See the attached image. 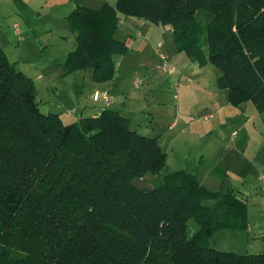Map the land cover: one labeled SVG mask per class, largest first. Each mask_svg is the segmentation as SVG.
<instances>
[{
  "label": "trees",
  "instance_id": "trees-1",
  "mask_svg": "<svg viewBox=\"0 0 264 264\" xmlns=\"http://www.w3.org/2000/svg\"><path fill=\"white\" fill-rule=\"evenodd\" d=\"M207 2L76 7L67 15L77 31L67 67H92L96 80L112 77V55L128 50L113 35L120 12L169 25L178 50L219 69L217 86L227 89L230 103L250 100L264 110V0ZM197 9L212 14L206 27ZM166 158L157 136L130 129V118L116 109L69 123L58 112L43 113L32 79L0 47V264H264V252L202 243L215 225L246 228V205L233 191L207 189L184 170L167 173L152 190L132 185L158 173ZM213 163L211 173L224 178L225 166ZM190 218L202 225L188 238ZM119 236L134 247L126 254ZM17 248L27 255L16 258Z\"/></svg>",
  "mask_w": 264,
  "mask_h": 264
},
{
  "label": "rangeland",
  "instance_id": "rangeland-1",
  "mask_svg": "<svg viewBox=\"0 0 264 264\" xmlns=\"http://www.w3.org/2000/svg\"><path fill=\"white\" fill-rule=\"evenodd\" d=\"M11 1L14 2L12 6L9 4ZM100 1L90 0L88 3L90 7L92 4L101 6ZM202 1L208 3V0ZM9 2L0 4V47L14 68L32 79L40 110L43 113L58 112L64 123L76 121L82 116H89L91 114L90 100L81 105H78V102L89 97L91 89L87 83L90 76H87L85 81L86 94H82L76 91L74 81L80 80L82 76L76 71L83 68L69 65L72 68L69 70L66 64L67 54L76 45L77 31L71 28L67 16L65 17L70 11L71 4L64 3V0L55 6L48 0H20L18 4H15L16 0H9ZM72 2V7H75L76 2ZM111 2L115 3L116 0ZM190 2L195 4L197 0H190ZM104 3L111 5L109 2ZM225 8L228 9L227 6H218L217 9L223 11ZM195 14L203 27L212 20V14L206 10L197 9ZM14 21L18 24L20 34L15 32ZM168 34L172 36L171 32ZM136 55L138 54L129 53L126 57L130 59L129 61H133L131 59H136ZM157 57L146 48L140 49L139 61H133L130 64L133 66L126 69L127 74L122 82L126 93L122 94L117 101L121 104L126 97L121 114L130 118V129H136L148 136H157L161 149L167 154L165 166L156 174L147 172L143 178L154 186H158L162 184L164 175L169 172L184 170L192 174L198 171V159L203 158L205 163L206 161L213 163L216 160L221 162V158L226 154V160L230 164L229 174L222 180L218 175V177L206 175L201 183L222 193L231 187H249L256 183L258 186L257 176L255 179V175L253 177L247 173L245 164H240L241 162L238 161L241 159L240 155H243L240 149L241 142H245V146L248 147L245 149V156L253 154L259 137L264 136L262 131H259L252 122L242 124L244 116L236 114L231 107L228 109L223 107L220 103L218 105L219 108L221 107L220 113L213 120L212 117L209 121L205 118L204 120L205 110L201 104L210 99L212 92L201 86L203 79L193 80L191 74L195 71L190 67L181 73L166 70L171 73H168L169 76L167 72L155 70L153 68L161 63L159 54ZM196 62L200 65L199 60ZM208 65L212 70L203 69V71L207 73V79L210 80V74L214 77V73L218 74L220 71L215 65L209 63ZM37 75L42 77L37 79ZM133 78L139 79L140 84L133 85L131 83ZM195 80L200 81L195 82ZM74 104L78 108L77 111L69 110ZM85 105L88 109L82 111ZM211 111L213 112L212 109ZM211 120L214 123H211ZM260 121L258 119L257 124H260ZM232 130H235L237 134H230ZM259 150L261 152L262 148L259 147ZM259 174H264V170H261ZM201 225L195 218H190L187 222L186 236L191 237ZM244 229L230 224H218L212 228L211 234L206 236L202 243L211 248L238 254L253 253L255 251L251 242L255 238H248ZM256 240L264 241L262 238H256ZM115 241L118 249H125V254L134 248L123 236L116 237ZM23 242L26 244L25 240ZM11 254L17 258L24 257L27 252L17 248L12 249Z\"/></svg>",
  "mask_w": 264,
  "mask_h": 264
},
{
  "label": "crops",
  "instance_id": "crops-1",
  "mask_svg": "<svg viewBox=\"0 0 264 264\" xmlns=\"http://www.w3.org/2000/svg\"><path fill=\"white\" fill-rule=\"evenodd\" d=\"M5 1L9 2V0H5ZM5 1H0V4L1 3L7 4ZM48 1H51V3L54 6L61 3V0H48ZM72 1L76 2L74 3L75 7L74 6L72 7V3H73ZM19 2L20 0H16L15 4H18ZM88 2H90V0H86V1L64 0V3L71 4L70 11L65 15V17L69 15L76 7H87L94 9L100 7V4H96V5L92 4V7H90V4ZM104 2H109L111 3V5L115 4L112 3L111 0H101L100 1L101 5ZM9 4L10 6H12L14 2L11 1L9 2ZM14 24H17V22L14 21ZM168 32H171V27L169 25L155 24L142 18H138L130 15L126 16L118 12L117 25H116V29L113 32V35L115 38L123 40L127 44L128 50L124 54L112 55L114 70L111 78L105 80H96L92 67H86L76 71L78 75L82 76L79 81L78 80L74 81V87L76 88V91H79L82 94H86V92L84 91H86V87L88 85L90 86L91 89L89 92V97H87L86 99L83 98L80 102H78V105L79 104L81 105L83 102L87 103V100L88 101L90 100L89 102V104H91V107H89V111L91 113L90 115L99 114L105 107L116 109L120 113H123L121 110L124 108L125 105L124 101L126 97L124 98V100H122L121 104L117 103V101L122 94L126 93V89L124 88V86H122L123 79H125L127 74L126 69L131 68V66H133L130 65L132 64L133 61H137V62L139 61L138 58L140 57V49L146 48L147 51H151L153 55H156V57L158 54L159 55L163 54L166 57V61L168 63L166 67L157 65L156 62L157 66H155L153 69L161 70V72L171 71V72L181 73L183 70L190 67V68H194L195 71L193 74H191L193 75V80L197 78L203 79L201 82V86L206 87L207 90L212 92L210 99L201 104L203 109L205 110L203 119L205 118L206 120L209 121V119H211L212 117L213 120L215 116L220 113L221 107L219 108L218 106L220 103L221 105H223V107L227 109L231 107L233 108L236 114H240L241 116H244L242 124L246 125L247 123L252 122V124L258 127L259 131H262V134H264V110H259L256 107V105L250 100H245L238 104L230 103L228 99L227 89L219 88L217 86L216 79L220 73L218 74L214 73L215 78L213 77V74H210L209 75L210 80H208L207 73L203 71V69L207 71L212 70L211 67H209L208 63H205V65L203 64V66H200L198 65L196 60L190 59L189 56L183 50H178L173 42L172 36H169ZM129 53L130 54L136 53L138 55H136L135 57L136 59H131L133 61H129L130 59L126 57ZM169 72H167V75ZM87 76L90 77H88L89 84L87 83L86 86L85 81L87 79ZM41 77H42L41 75H37V79H40ZM135 79L133 78L131 81L133 85H135L133 83ZM212 79H214L215 82L214 80L212 81ZM198 81L200 80H195V82ZM138 84H140V80ZM176 86L178 87V84ZM95 92H97V99L93 97ZM103 93H106L107 96L109 97L111 101L109 105L105 104L104 99L102 98ZM128 95H130V93ZM85 106L86 107L84 109H81L82 111H86L88 109V106L87 105ZM77 109L78 108H76V104H74L72 108H70L69 110L77 111ZM211 109L213 110V112L211 111ZM258 119L261 120L260 124H257ZM212 120L210 122L214 123V121ZM233 133L237 134L235 130H232L230 132V134ZM241 143L243 146L241 145L242 148L240 149L242 150L243 155H240L241 159L238 162H241L240 164H245L247 173H250L253 177L255 175V179L257 176V180H258L257 182L259 185L256 186L257 185L256 183V184H252L249 187L247 186L246 187L241 186L238 188L231 187V189L227 188L226 192L233 191L238 198L244 201L246 205V219H247V226L244 229V231L246 232V236L248 238H255V240L251 242V244H253L254 247L253 251H255L253 253L264 252V241L259 242L256 240V238H262V240H264V192H262L261 190V187L264 186V177L260 178V174H259L261 170H264V153H261L264 152V136L261 135V137H259V142L257 144L256 151L253 152V154L250 153L249 156H245L246 154L245 149L248 148L247 146H245L244 144L245 142H241ZM259 147L262 148L261 152L259 150ZM221 162L226 168L225 171L226 175H228L230 170V164L228 163V160H226V154H224V156L221 158ZM198 164H199V159L197 162L198 171L193 174H198L200 176V182L204 179L206 175L211 174L218 177L217 175L211 173V168L214 166V163L206 161V163L202 167H200ZM222 179L223 178H221V180ZM202 185L206 187L204 184ZM206 188L210 189L208 187ZM210 190H217V189H210Z\"/></svg>",
  "mask_w": 264,
  "mask_h": 264
},
{
  "label": "built area",
  "instance_id": "built-area-1",
  "mask_svg": "<svg viewBox=\"0 0 264 264\" xmlns=\"http://www.w3.org/2000/svg\"><path fill=\"white\" fill-rule=\"evenodd\" d=\"M14 27H15V32L20 34V31H19V28H18V25L17 24H14ZM159 60L161 61V63L159 64L160 66L162 67H166L168 65L167 61H166V57L163 55V54H160L159 55ZM135 85H137L139 83V80L138 79H135L134 82H133ZM93 97L95 99H97V92L94 93ZM102 98L104 99V102L106 105H109V97L107 96L106 93H103L102 95ZM234 134V133H233ZM264 177V175H260V178ZM261 190L262 192H264V186L261 187Z\"/></svg>",
  "mask_w": 264,
  "mask_h": 264
},
{
  "label": "water",
  "instance_id": "water-1",
  "mask_svg": "<svg viewBox=\"0 0 264 264\" xmlns=\"http://www.w3.org/2000/svg\"><path fill=\"white\" fill-rule=\"evenodd\" d=\"M132 185L140 190H152L154 185L146 181L143 177H136L131 181Z\"/></svg>",
  "mask_w": 264,
  "mask_h": 264
}]
</instances>
